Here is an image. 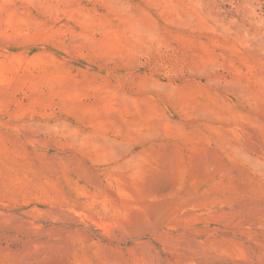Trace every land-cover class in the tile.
Masks as SVG:
<instances>
[{
    "label": "rangeland",
    "instance_id": "1",
    "mask_svg": "<svg viewBox=\"0 0 264 264\" xmlns=\"http://www.w3.org/2000/svg\"><path fill=\"white\" fill-rule=\"evenodd\" d=\"M0 264H264V0H0Z\"/></svg>",
    "mask_w": 264,
    "mask_h": 264
}]
</instances>
